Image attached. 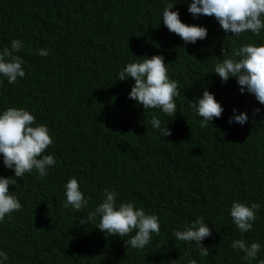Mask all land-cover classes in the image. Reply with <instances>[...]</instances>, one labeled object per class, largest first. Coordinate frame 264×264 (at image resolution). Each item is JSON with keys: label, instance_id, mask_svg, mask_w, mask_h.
<instances>
[{"label": "trees", "instance_id": "1", "mask_svg": "<svg viewBox=\"0 0 264 264\" xmlns=\"http://www.w3.org/2000/svg\"><path fill=\"white\" fill-rule=\"evenodd\" d=\"M71 1L86 9L76 13ZM162 7V0H0V48L21 39L26 75L57 83L25 75L20 85L5 81L0 86V109L25 107L48 125L54 144L45 154L57 161L43 180L25 174L9 186L22 208L0 222L7 264H258L242 261L243 253L234 252L230 243L243 238L264 245V105L241 94L234 78L221 82L208 73L222 59L221 48L231 52L258 38L226 36L213 17L194 19L179 0L171 10H179L181 21L208 30L203 41L185 45L160 21ZM44 10L54 16L42 15ZM42 48L48 56L37 55ZM153 55L164 56L170 77L178 82L174 117L144 110L128 98L134 82L116 80L126 63ZM59 88L70 97L38 106L39 94ZM204 88L224 109L207 124L188 106ZM257 107L262 111L253 117ZM233 108L246 111L249 122L229 125ZM153 115L170 129L169 136L151 128ZM12 175L0 162V176ZM72 176L89 197V207L80 213L62 207L63 184ZM105 188L158 215L160 234L144 250L126 248L128 237L105 235L95 227L99 218L79 223ZM236 200L262 205L248 233L231 223L229 209ZM196 217L212 227L202 241L208 256L172 236Z\"/></svg>", "mask_w": 264, "mask_h": 264}, {"label": "clouds", "instance_id": "2", "mask_svg": "<svg viewBox=\"0 0 264 264\" xmlns=\"http://www.w3.org/2000/svg\"><path fill=\"white\" fill-rule=\"evenodd\" d=\"M179 0H162L163 7L160 21L170 33L179 36L185 45L203 41L208 30L203 25L186 24L181 21L179 10H171ZM187 12L192 17H213L226 36L241 38L246 33L257 37V41L241 43L233 46L231 52L221 48L222 59H217L208 73H215L221 82L234 78L241 94L245 92L254 96L260 105H264V0H184ZM159 21V23H160ZM231 33V35H228ZM25 47L24 42L15 38L10 45L0 48V86L6 81L10 85H20L26 75L24 60L19 53ZM37 55L48 56V49H37ZM133 55V54H132ZM134 56V55H133ZM136 57V56H134ZM131 79L134 83L128 92V98L141 105L143 109H156L167 117H174L177 109L176 98L180 96L178 82L169 75L168 64L163 55H153L150 58L137 57L126 63L117 72V79ZM188 106L196 116L202 118L201 123H211L213 118H220L224 111L222 105L215 99L213 93L204 88L195 102L188 101ZM262 109L253 110V117ZM249 122L246 111L232 109L229 125L237 123L243 126ZM151 128L162 137L171 134L168 127L162 126V121L153 115L149 121ZM54 137L48 125L38 123L35 115L25 107H6L0 109V162L6 169L13 172L12 176H0V222L11 219L14 212L22 208L15 191H10V185L17 184V178L25 174L35 173L43 180L56 165L54 154H45ZM119 192L105 188L99 203L95 204L87 215H82L79 223L86 225L99 218L96 228L105 235L128 237L124 240L126 248L137 251L144 250L154 236L160 234V220L157 214L147 212L136 206L134 201H121ZM62 207L80 213L89 207V197L81 190V184L75 176L63 184ZM262 205L259 203H244L233 201L229 209L231 223L239 233H248L257 220V212ZM212 234V227L203 217H196L182 228L172 232L177 241L191 246L193 243L202 255L208 256V250L202 246V241ZM230 247L234 252L243 253L242 261H256L264 264L260 254L264 245L258 241L248 242L245 239H233ZM181 257L179 256L178 259ZM259 258V259H258ZM9 256L0 249V264H7ZM176 260L170 261L174 264ZM188 264H196L190 260Z\"/></svg>", "mask_w": 264, "mask_h": 264}, {"label": "rangeland", "instance_id": "3", "mask_svg": "<svg viewBox=\"0 0 264 264\" xmlns=\"http://www.w3.org/2000/svg\"><path fill=\"white\" fill-rule=\"evenodd\" d=\"M70 5H71V8L76 13H81L82 11H84L86 9V6L80 5L74 1H71ZM42 15L54 16L50 11H47V10H44ZM26 76H29L30 78H33V79L38 80L40 82L57 84V83L53 82L51 78H46L47 80H43V79H41V76H39L37 74H31V75H26ZM67 97H70V96L67 94V89H65V88L55 89L52 92L49 91L46 93H41L38 95V106L58 105V104H61Z\"/></svg>", "mask_w": 264, "mask_h": 264}, {"label": "crops", "instance_id": "4", "mask_svg": "<svg viewBox=\"0 0 264 264\" xmlns=\"http://www.w3.org/2000/svg\"><path fill=\"white\" fill-rule=\"evenodd\" d=\"M158 35V32L157 33H155L154 35H152L153 37H155L156 38V36Z\"/></svg>", "mask_w": 264, "mask_h": 264}, {"label": "water", "instance_id": "5", "mask_svg": "<svg viewBox=\"0 0 264 264\" xmlns=\"http://www.w3.org/2000/svg\"><path fill=\"white\" fill-rule=\"evenodd\" d=\"M108 1V0H107Z\"/></svg>", "mask_w": 264, "mask_h": 264}]
</instances>
